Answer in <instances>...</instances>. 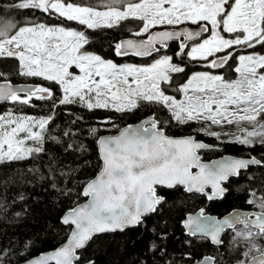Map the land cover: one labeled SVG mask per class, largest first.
<instances>
[{"label":"snow or ice","instance_id":"obj_1","mask_svg":"<svg viewBox=\"0 0 264 264\" xmlns=\"http://www.w3.org/2000/svg\"><path fill=\"white\" fill-rule=\"evenodd\" d=\"M5 9L23 12L24 17L18 23L0 15V103L21 106L0 112V164L47 155V175L35 168L28 171L67 195L72 189L58 187V180L75 169L58 167L60 157L45 145L50 141L68 153L86 149L70 126L61 136L51 134L48 126L55 119V110L72 105L123 116L153 109L140 123L119 128L116 135L99 136L97 128H90L101 166L78 193L89 199L61 217L60 223L69 231L67 241L25 264H95L91 259L81 260L93 237L141 226L151 215L159 216L166 226L164 214L176 206V200L170 199L173 194L220 200L228 193L224 185L231 178L244 174L253 181L256 173L249 170L264 169V154L250 151L257 146L264 149V54L249 51L264 48V0H13ZM37 12L48 19L76 22L83 30L46 23ZM99 29L116 30L114 42L109 43L114 56L148 63H117L89 50L92 37L86 32ZM125 32L134 38H119ZM173 44L176 49L170 52ZM191 65L204 70L187 75ZM229 71L237 74L235 79L226 78ZM16 78L47 83L17 84ZM37 102L49 103L47 116L23 114V107L43 106ZM161 109L170 120L157 118ZM80 120L83 116H76L71 124ZM170 121L198 125L192 132L249 151L205 163L201 151L214 150L217 145L191 134L181 138L166 135ZM101 123L119 127L112 118ZM12 182L11 177L0 180V187ZM247 193L246 203L254 211L233 212L224 218L209 216L204 208L187 214L181 226L192 239L185 243L208 241L219 250L228 233L227 250L239 252L235 264H264V249L257 243L264 239V180L250 184ZM6 199L0 191V213L7 211ZM26 199L21 191L13 203ZM21 215L13 213V217ZM3 237L0 228V264H13L15 256L32 245L25 241L22 250L15 252L13 239L9 237L5 244ZM167 237L166 231L157 233L160 241ZM157 248L152 241L149 250ZM159 252L165 255L166 249L160 247ZM183 259L185 264H216L212 255L194 258L187 253Z\"/></svg>","mask_w":264,"mask_h":264},{"label":"trees","instance_id":"obj_2","mask_svg":"<svg viewBox=\"0 0 264 264\" xmlns=\"http://www.w3.org/2000/svg\"><path fill=\"white\" fill-rule=\"evenodd\" d=\"M13 2V0H0V15L15 19L18 23L23 22L24 13L15 12L5 9V5ZM75 3H95V0H73ZM36 16L44 19L49 24L64 23L66 27L83 30V26L76 22L52 20L44 16V14L37 12ZM131 23V22H125ZM86 35L92 37V42L87 47L89 50L101 54L108 59H113L117 63L128 62L140 64L142 61L136 58H121L116 57L109 47L113 37L117 36L115 29H99L96 31L87 30ZM130 37L127 32L121 34L119 38ZM176 49L173 44L170 52ZM249 51H256L261 54L264 53V48L257 47ZM195 65H191L186 69V74L190 75L191 71H200ZM187 76L185 74H181ZM226 78H236V73L230 71ZM15 83H47L41 80L25 81L23 78H16ZM184 81L181 80V83ZM42 103L40 108L23 107V114L30 116H47L50 112V105L48 102ZM21 106L12 104L0 105V112L9 110H19ZM55 119L48 126L49 131L54 136H61L62 132L72 127L77 131L75 139L78 143H82L86 151L80 153L64 152L59 145L48 142L45 147L51 152L60 157V164L57 166L67 165L75 169V171L67 178L60 177L58 180V187L71 188L72 191L67 195H63L55 189L51 188L49 181H40L38 175H33L29 169H38L39 172L47 175L49 158L47 155L37 158L22 161H14L11 163L0 164V180L12 178V183L7 187H0L7 198V211L0 213V228L3 229V241L6 244L8 238L13 239L12 247L15 252H20L25 241H32V245L27 252L22 255L15 256L13 264H20L28 259L38 256L39 254L53 250L64 243L68 236V228L60 223L61 217L72 207L84 201L82 195L78 193L82 190L84 184L93 179L100 170L101 161L99 157L98 146L96 138L89 134L90 128H97L99 131L97 135L113 134L119 131V128L131 123H136L147 116H149L153 109L148 108L143 111H137L131 114L121 116L118 113L98 109L89 112L77 106H62L57 108ZM71 112L73 115H68ZM76 116H83V120L77 121L76 124H71V121ZM112 118L119 126L113 128L110 124L104 125L101 121ZM157 118L160 120H170V116L166 110L161 109L157 113ZM198 125H177L175 121H170L165 129V132L171 136H185L195 135L197 139L203 140L209 144L220 146L221 151L204 152V159L209 160L214 156L230 154L234 156H243L246 150L242 147L230 144L221 143L212 137L204 136L192 132V129ZM217 130V129H214ZM229 130V129H226ZM253 155L264 154V149L257 146L250 150ZM65 167V171H67ZM255 171V179L249 181L247 176L242 174L238 178H234L226 185L229 188L228 193L221 200L208 201L203 196H197L194 199H188L184 196L176 197L175 194L170 199L176 200V206L170 207V210L164 214V218L168 220L166 226L160 223L161 218L156 215L148 216L144 219V224L136 228L128 229L124 232L107 233L93 239L89 246L84 250L81 257L82 261L91 259L95 264H167L169 260L172 264H185L183 257L187 253H191L194 258L204 255H215L217 260L222 264H235L239 259V252L228 251L229 243L224 241V246L217 250L210 245L208 241L196 240L193 244L188 245L185 241L192 239L185 234V230L181 226V220L189 213L198 211L204 208L205 213L216 214L218 216L225 215L234 209H252V205L246 203L247 189L250 184H259L264 180V169ZM66 181V182H65ZM23 191L27 199L23 202L16 200L17 195ZM21 212L20 217H13V213ZM11 221V222H9ZM157 232L152 231L153 228ZM160 231L168 232V237L164 241L157 238V233ZM155 241L158 245L156 251H150V243ZM166 249V254L161 255L159 248Z\"/></svg>","mask_w":264,"mask_h":264},{"label":"water","instance_id":"obj_3","mask_svg":"<svg viewBox=\"0 0 264 264\" xmlns=\"http://www.w3.org/2000/svg\"><path fill=\"white\" fill-rule=\"evenodd\" d=\"M191 27H193V28H195L196 26H191ZM127 38H134V37H127ZM136 59H138V60H140V61H145V60H141L140 58H136ZM17 84H23V83H17ZM2 104H11L10 102L9 103H0V105H2ZM145 119V118H144ZM143 120V119H142ZM142 120H140V121H138V122H136V123H131V125H136V124H138V123H140ZM127 125H130V124H127ZM127 125H125V126H127ZM125 126H123V127H125ZM119 132V131H118ZM118 132H116V133H113V134H105V135H102V136H109V135H116V134H118ZM166 135H168L167 133H166ZM171 136V135H170ZM185 136H187V135H185ZM172 137H174V138H181V137H183V136H172ZM197 138V137H196ZM198 140H200V139H198ZM200 141H202V142H205V141H203V140H200ZM205 143H207V142H205ZM207 144H209V143H207ZM98 146V145H97ZM222 148L220 147V146H217L215 149H214V151H219V150H221ZM98 151H99V149H98ZM205 151H207V150H202L201 151V156H202V160H203V162H205V163H211L212 161H214V160H220V159H223V158H225V157H238V156H234V155H230V154H225V155H223V156H220V157H217V158H212V159H210V160H204L203 159V152H205ZM98 174V173H97ZM95 178V177H94ZM232 179V178H231ZM230 181V180H229ZM229 181L227 182V183H229ZM226 183V184H227ZM226 184L224 185L225 187H226ZM88 199L89 198H86V197H84V201L83 202H81L80 204H83V203H87V201H88ZM221 200V199H220ZM246 211H254V210H252V209H234V210H232L231 212H229V213H227V214H225V215H223V216H221V217H219V216H216V215H212V214H207V215H209V216H212V217H215V218H224V217H227V216H229L230 214H232L233 212H246ZM195 213V212H194ZM146 218V217H145ZM136 227H138V226H135V227H129V228H126L124 231H126V230H128V229H132V228H136ZM123 231V232H124ZM118 232H120V231H116V232H107V233H118ZM107 233H102V234H99V235H97V236H95V237H93V239L94 238H96V237H98V236H101V235H104V234H107ZM224 236V235H223ZM68 239V238H67ZM93 239L89 242V244L93 241ZM67 241V240H66ZM65 241V242H66ZM64 242V243H65ZM64 243H62V244H64ZM61 244V245H62ZM61 245H59L57 248H59ZM89 246V245H88ZM57 248H55V249H53V250H50V251H46V252H43V253H41V254H48V253H51V252H53L54 250H56ZM41 254H39L38 256H40ZM38 256H36V257H38ZM34 258V257H33ZM20 264H25V262H22V263H20ZM53 264H54V262H53ZM216 264H218V263H216Z\"/></svg>","mask_w":264,"mask_h":264},{"label":"flooded vegetation","instance_id":"obj_4","mask_svg":"<svg viewBox=\"0 0 264 264\" xmlns=\"http://www.w3.org/2000/svg\"><path fill=\"white\" fill-rule=\"evenodd\" d=\"M211 151H214V150H211ZM219 151H221V150H219ZM205 152H210V151H205ZM203 153H204V152H203ZM203 153H202V154H203ZM220 156H223V155H220ZM220 156L216 155V156L213 157V159H214V158H217V157H220ZM203 159H204V154H203ZM211 159H212V158H211ZM204 160H205V159H204ZM209 160H210V159H209ZM232 179H234V178H232ZM232 179H230V180H232ZM227 184H228V183H227ZM227 184H226V185H227ZM252 210H255V209L252 208ZM193 213H194V212H193ZM207 214H208V213H207ZM209 214H210V213H209ZM212 215H216V214H212ZM216 216H218V215H216ZM222 216H223V215H222ZM219 217H221V216H219ZM225 239H226V241H228V233H225V234H224V236H223V240L225 241ZM213 256H215V255H213ZM215 257H216V256H215ZM216 263H218V264H222L219 260H217V257H216Z\"/></svg>","mask_w":264,"mask_h":264},{"label":"rangeland","instance_id":"obj_5","mask_svg":"<svg viewBox=\"0 0 264 264\" xmlns=\"http://www.w3.org/2000/svg\"><path fill=\"white\" fill-rule=\"evenodd\" d=\"M78 30V29H77ZM264 54V53H263ZM146 63H148V61L147 60H145V61H142V63H140V64H146ZM204 70V69H203ZM203 70H200V71H203ZM230 72V71H229ZM237 75V74H236ZM235 79V78H234ZM178 98H180V97H178ZM230 127V129H231V126H229ZM232 130H234V129H232ZM252 207H253V205H252ZM254 209V208H253ZM228 243H230V241H229V235H228V241H227ZM257 243L258 244H260L261 245V247H262V249H264V239H258L257 240ZM257 253H253V255H256Z\"/></svg>","mask_w":264,"mask_h":264}]
</instances>
